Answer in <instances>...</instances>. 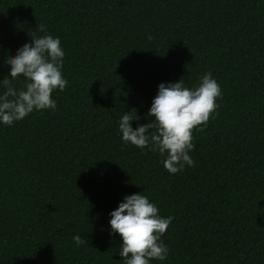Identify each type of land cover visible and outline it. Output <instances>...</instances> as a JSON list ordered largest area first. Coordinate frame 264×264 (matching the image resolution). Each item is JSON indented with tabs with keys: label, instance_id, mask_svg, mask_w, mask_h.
Here are the masks:
<instances>
[{
	"label": "trees",
	"instance_id": "16d2710c",
	"mask_svg": "<svg viewBox=\"0 0 264 264\" xmlns=\"http://www.w3.org/2000/svg\"><path fill=\"white\" fill-rule=\"evenodd\" d=\"M33 30L60 38L67 85L55 111L0 125V264H124L108 213L139 192L173 217L151 264H264V0H0V79ZM208 71L221 96L194 166L121 141L159 83Z\"/></svg>",
	"mask_w": 264,
	"mask_h": 264
},
{
	"label": "clouds",
	"instance_id": "9594fccd",
	"mask_svg": "<svg viewBox=\"0 0 264 264\" xmlns=\"http://www.w3.org/2000/svg\"><path fill=\"white\" fill-rule=\"evenodd\" d=\"M40 32L44 26L40 25ZM30 42L18 47L14 55L6 56L3 66L7 74L0 79V125L11 126L33 111H55L57 104L51 94L63 91L67 80L62 75L64 50L58 36L38 35L35 30L28 33ZM151 39L150 34H146ZM22 77V87L15 81ZM221 96V88L205 72L192 87L178 79L175 82H161L157 85L146 116L152 118L144 124L132 121L139 117L136 113L123 112L118 121L121 141L139 149L150 150L165 155L163 168L175 174L192 167L195 161L189 155L194 149L192 130L206 124L210 114L219 107L216 103ZM172 216L159 214L156 204L146 195L125 194L117 206L108 213V235L119 236V256L124 264H151L152 260L167 259L169 248L161 239ZM72 241L79 245L83 238L73 234Z\"/></svg>",
	"mask_w": 264,
	"mask_h": 264
}]
</instances>
